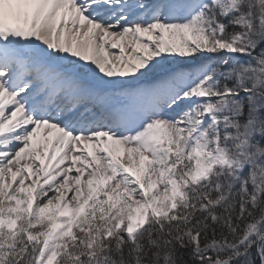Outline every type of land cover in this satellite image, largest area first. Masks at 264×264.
<instances>
[{
  "label": "snow or ice",
  "instance_id": "1",
  "mask_svg": "<svg viewBox=\"0 0 264 264\" xmlns=\"http://www.w3.org/2000/svg\"><path fill=\"white\" fill-rule=\"evenodd\" d=\"M0 264H264V0H0Z\"/></svg>",
  "mask_w": 264,
  "mask_h": 264
}]
</instances>
